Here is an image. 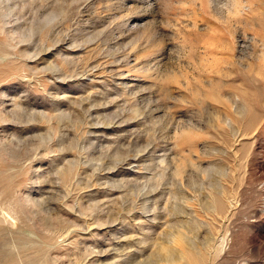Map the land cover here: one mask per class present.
<instances>
[{
  "label": "rangeland",
  "instance_id": "1",
  "mask_svg": "<svg viewBox=\"0 0 264 264\" xmlns=\"http://www.w3.org/2000/svg\"><path fill=\"white\" fill-rule=\"evenodd\" d=\"M0 264H264V0H0Z\"/></svg>",
  "mask_w": 264,
  "mask_h": 264
}]
</instances>
